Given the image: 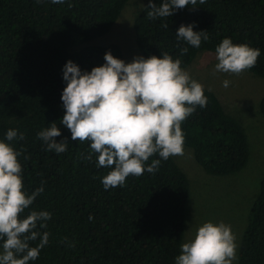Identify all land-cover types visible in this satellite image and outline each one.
Instances as JSON below:
<instances>
[{
    "label": "trees",
    "instance_id": "obj_1",
    "mask_svg": "<svg viewBox=\"0 0 264 264\" xmlns=\"http://www.w3.org/2000/svg\"><path fill=\"white\" fill-rule=\"evenodd\" d=\"M140 3L133 23L138 50L145 58L167 52L173 58L182 47L181 67L188 69L199 56L215 54L225 37L261 50L246 71L264 78V0H205L178 9L170 17H147L148 0H66L64 4L35 0H0V139L9 128L23 133L12 141L21 152L25 189L43 183L30 209L52 213L49 243L30 264H174L187 229L190 194L188 175L173 156L158 170L129 176L124 185L105 190L101 177L110 170L97 167L87 140L73 141L60 123L61 93L66 86L62 67L72 60L90 71L104 55L126 57L119 44H93L119 22L130 3ZM159 4L160 0H153ZM70 5V6H69ZM208 31L199 48L176 39L181 24ZM167 25L164 27L163 25ZM207 105L197 106L181 123L184 146L211 176L244 170L250 160L247 133L210 89ZM264 115V98L260 104ZM55 122L67 137V150L55 153L37 132ZM25 157H27L25 159ZM159 159L157 155L149 158ZM28 210H25V214ZM33 246L36 242H31ZM238 264H264V176L238 252Z\"/></svg>",
    "mask_w": 264,
    "mask_h": 264
},
{
    "label": "clouds",
    "instance_id": "obj_2",
    "mask_svg": "<svg viewBox=\"0 0 264 264\" xmlns=\"http://www.w3.org/2000/svg\"><path fill=\"white\" fill-rule=\"evenodd\" d=\"M36 3L64 4L66 0H35ZM205 0H199L203 4ZM197 0H148L147 17H170ZM70 6V5H69ZM167 27V25H163ZM208 31H194V24H181L176 39L199 48L208 40ZM182 47L173 58L167 52L131 62L114 57L109 51L104 63L90 71L68 60L62 67L66 86L61 93L64 114L59 120L71 133V140L89 142L96 166L110 169L101 177L105 190L123 186L126 178L158 170L161 159L182 155L184 133L181 123L197 106L207 105L203 85L181 67ZM261 50L247 43L223 38L215 48L214 72L240 74L255 66ZM225 79L222 86L229 87ZM46 150L63 153L68 138L57 141L61 127L55 122L37 132ZM23 133L9 128L0 139V264H30L49 243L47 222L52 213L30 209L44 192L43 183L29 193L23 183L21 152L11 143L22 140ZM157 155L159 159L149 158ZM27 157H25L26 159ZM25 210H28L25 214ZM31 242H36L35 245ZM236 236L231 225L205 221L197 226L191 240L180 245L174 264H233L237 259Z\"/></svg>",
    "mask_w": 264,
    "mask_h": 264
},
{
    "label": "rangeland",
    "instance_id": "obj_3",
    "mask_svg": "<svg viewBox=\"0 0 264 264\" xmlns=\"http://www.w3.org/2000/svg\"><path fill=\"white\" fill-rule=\"evenodd\" d=\"M139 8L140 3H130L116 26L93 44H119L128 62L135 56H142L133 27ZM216 62L215 54L204 52L186 70L203 87L214 92L225 110L243 126L250 146L249 163L237 174L216 177L208 175L196 162L193 151L184 145L183 154L173 157L190 180L184 243L193 238L197 226L203 222L223 221L231 225L235 233L237 259L233 264H238V252L250 210L264 176V115L260 110L264 98V78L246 70L240 74L214 72ZM225 79L230 81L227 88L222 86Z\"/></svg>",
    "mask_w": 264,
    "mask_h": 264
}]
</instances>
